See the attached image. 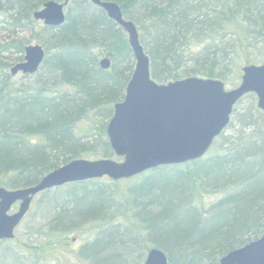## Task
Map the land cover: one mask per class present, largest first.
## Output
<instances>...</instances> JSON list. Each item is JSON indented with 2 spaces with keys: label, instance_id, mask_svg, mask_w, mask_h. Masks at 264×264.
<instances>
[{
  "label": "trees",
  "instance_id": "1",
  "mask_svg": "<svg viewBox=\"0 0 264 264\" xmlns=\"http://www.w3.org/2000/svg\"><path fill=\"white\" fill-rule=\"evenodd\" d=\"M47 1L0 0V185L7 188L32 186L75 158L115 157L106 126L135 63L127 34L91 0H55L67 2L65 21L46 26L33 13ZM104 1L119 4L136 25L157 82L195 75L223 80L235 41L264 42V0ZM27 30L29 38L20 36ZM31 42L44 47V60L36 73L25 74L32 82L8 87L5 70ZM100 56L109 58L108 69ZM242 99L213 152L147 170L127 192L97 179L67 183L50 193L43 228L66 233L87 220L96 223L95 237L81 251L88 264H142L151 247L163 250L168 264H216L257 239L264 228V120L256 115L264 111L256 104L239 111ZM91 112L94 126L78 132ZM207 189L220 197L203 208L194 197ZM48 191L39 194L44 199ZM115 217L130 221L111 224ZM143 245L135 259L132 251ZM1 247L0 264H30L14 248Z\"/></svg>",
  "mask_w": 264,
  "mask_h": 264
},
{
  "label": "water",
  "instance_id": "2",
  "mask_svg": "<svg viewBox=\"0 0 264 264\" xmlns=\"http://www.w3.org/2000/svg\"><path fill=\"white\" fill-rule=\"evenodd\" d=\"M91 2L124 29L135 60L124 97L113 105L106 127L111 149L120 160L75 158L48 172L32 186L12 190L0 186V240L14 237L15 229L39 192L104 176L112 180L130 178L161 165L198 159L228 125L235 104L245 94L254 93L257 107L264 110V62L243 66L239 84L230 89L218 78L201 76L157 82L150 75V60L137 27L123 17L120 5L103 0ZM65 4L49 0L33 17L46 26L58 27L65 20ZM44 57L41 44H27L23 60L15 63L10 72L33 74ZM99 64L107 69L110 60L103 57ZM143 264H168L167 255L159 248H151ZM217 264H264V230L259 238L222 256Z\"/></svg>",
  "mask_w": 264,
  "mask_h": 264
},
{
  "label": "rangeland",
  "instance_id": "3",
  "mask_svg": "<svg viewBox=\"0 0 264 264\" xmlns=\"http://www.w3.org/2000/svg\"><path fill=\"white\" fill-rule=\"evenodd\" d=\"M19 34L20 36L29 38L30 31H20ZM241 40L242 42L238 40L235 41V45L232 48L233 63L232 65H230L229 73L225 76V79H223V81L225 82V88L227 89L233 88L238 84V82L240 81L242 73L241 69L243 66L249 65L251 63L264 62V42L255 40V38ZM10 68L11 67L9 66L5 70V72L7 73L5 82L7 83L8 87L19 86L22 83L28 84L29 82L33 81L32 77L26 78L27 76L22 75L20 72L16 73L15 75H11ZM253 104H256L255 96L253 94L246 95L238 105L239 111H246ZM90 115L91 116L88 115L78 122V132H88L90 127L94 126L95 118L92 112L90 113ZM256 116H260L261 121L264 120V115ZM235 123L236 120L234 121V124ZM233 126V128H235V125ZM231 129L232 128L228 129L226 133H228ZM213 144L205 155L214 151L215 148ZM97 180L106 184H112L111 189L116 192H120V190H126L127 192V188L133 185L137 181V178H135L134 176L131 178L115 180L119 182L117 184H114L113 182L115 181L111 180L108 177H101ZM63 189H66V187L61 186L59 189L53 188L50 189L47 193L50 194L55 190L61 192L63 191ZM106 190H108V188H106ZM114 194L116 197H118V195L123 196L122 194L118 193ZM52 195L53 194L45 196L43 199L41 197V194H37L33 198L28 212L26 213L20 224L17 226L14 238L4 243H0V252L3 248L1 247V244H5V246L14 248L19 254L24 255V258H26L25 261H28L30 264H88V262L82 256L81 251L84 244L95 237L97 228L96 223L91 220H87L85 223L78 224L72 230H69L66 233H59L58 231H54V228L52 230H49V228H43L45 227V223H48V215L46 213L49 210L48 207L52 204L49 202ZM179 197L183 200V202L187 198L183 195H179ZM219 197L220 193L210 192L209 189H207L204 192H201V195L200 193L196 195L194 197V202H196V204L198 203L199 206L206 208L211 203L216 201ZM129 221L130 219H128V217H115L113 218L111 224L120 222H123V224H127ZM122 232L125 233V231ZM45 234H49V237ZM137 234L143 235V232L138 230ZM127 235L129 234L127 233ZM153 235H155V232L150 234V236ZM50 247L54 248V253H52ZM142 251H145V245H143L142 247L138 246L137 249L135 247L131 255L136 259L138 258L139 254L143 253ZM145 255L146 251L143 253V257H145Z\"/></svg>",
  "mask_w": 264,
  "mask_h": 264
},
{
  "label": "flooded vegetation",
  "instance_id": "4",
  "mask_svg": "<svg viewBox=\"0 0 264 264\" xmlns=\"http://www.w3.org/2000/svg\"><path fill=\"white\" fill-rule=\"evenodd\" d=\"M0 241H2V240H0Z\"/></svg>",
  "mask_w": 264,
  "mask_h": 264
}]
</instances>
